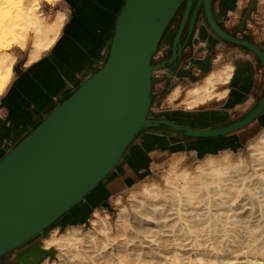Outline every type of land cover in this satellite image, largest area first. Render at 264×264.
Masks as SVG:
<instances>
[{
	"label": "water",
	"instance_id": "1",
	"mask_svg": "<svg viewBox=\"0 0 264 264\" xmlns=\"http://www.w3.org/2000/svg\"><path fill=\"white\" fill-rule=\"evenodd\" d=\"M77 1L64 0L59 6L72 18L83 13L84 7ZM184 1H187L184 19L175 47L196 1L189 35L194 18L203 7L212 29L223 38L253 50L264 68L260 46L236 38L219 26L213 0H124L116 14L104 65L0 157V264H39L47 256L55 255L54 249H45L40 242L46 233L56 226L66 227L79 215L109 206L110 200L84 210L82 203L111 176L141 132L165 125L186 136L216 137L238 131L262 113L264 94L240 118L216 127H192L151 116L153 70L165 65H153L152 57ZM66 28L67 24L63 30ZM176 56L177 52L169 62ZM258 126H253L243 141ZM261 126L264 128V124ZM237 146L189 156L202 158ZM178 154L163 156L156 164ZM143 179L144 175L122 193ZM77 206L80 208L71 214L70 220H61Z\"/></svg>",
	"mask_w": 264,
	"mask_h": 264
},
{
	"label": "crops",
	"instance_id": "2",
	"mask_svg": "<svg viewBox=\"0 0 264 264\" xmlns=\"http://www.w3.org/2000/svg\"><path fill=\"white\" fill-rule=\"evenodd\" d=\"M124 0H92L83 13L64 18L54 40L31 59L33 46L20 50L11 80L0 94V157L18 144L59 103L91 74L104 65ZM246 0H213L214 15L228 29L235 28ZM67 24L64 31L63 28ZM64 25V26H63ZM63 27V28H62ZM173 32L161 48L171 56ZM264 39V38H263ZM257 44L264 51V43ZM29 46V45H28ZM230 66L226 81L219 82L216 95L205 102L188 105L187 91L213 72ZM155 78L151 116L184 125L209 128L228 124L253 108L264 94V68L250 49L216 36L200 20L184 47L172 75ZM178 90L173 97L172 93ZM174 104H168L170 102ZM264 124V110L252 123L230 134L192 137L165 127L141 132L111 176L83 201L84 210L106 204L134 184L143 171L174 153L201 155L241 144L253 126Z\"/></svg>",
	"mask_w": 264,
	"mask_h": 264
},
{
	"label": "bare ground",
	"instance_id": "3",
	"mask_svg": "<svg viewBox=\"0 0 264 264\" xmlns=\"http://www.w3.org/2000/svg\"><path fill=\"white\" fill-rule=\"evenodd\" d=\"M37 8L36 0H0V94L15 60L1 49L16 41L17 19L34 27L31 59L59 32L64 13L46 23ZM230 71L227 65L190 88L187 104L219 96L215 87ZM245 152L246 157H209L193 169H176L175 162L166 186L152 183L130 195L114 235L111 219L95 214L92 229L72 226L59 234L55 227L43 247L58 250L59 263L53 264H264V133ZM51 263L46 258L40 264Z\"/></svg>",
	"mask_w": 264,
	"mask_h": 264
},
{
	"label": "rangeland",
	"instance_id": "4",
	"mask_svg": "<svg viewBox=\"0 0 264 264\" xmlns=\"http://www.w3.org/2000/svg\"><path fill=\"white\" fill-rule=\"evenodd\" d=\"M63 1L64 0H36L39 17L43 18V20L46 23H48L55 17V15L59 12V9H60L66 13V18H67V16H68L67 12L59 6V3L63 2ZM69 1L73 2L75 0H69ZM88 1L90 2V0H78L77 2L79 3L80 7L82 6L85 8ZM262 6H263L262 12L264 13V0H262ZM15 27H16V30H15L16 34L15 35L17 36L16 41L12 42L10 47L1 49L2 54L8 53V54L14 56L15 60H14L13 65H12L13 71H14V65L16 63V60H17V58H19V52L18 51L24 50L30 46H33L34 45L33 40H34V34H35L34 27L25 18L19 17L17 19V23L15 24ZM263 27H264V23H263ZM44 48L45 47H43V49ZM12 75H13V73H12ZM2 76H6V74L3 73ZM2 80L3 79H0V84H2ZM10 80H11V78H10ZM217 86H216V88H217ZM168 104H174V102L172 101ZM260 133H264V128L261 125L254 128L250 133V137L248 139L244 140L243 144L238 145L237 148H235L234 150H222V151L217 152L215 154L206 155L202 158H195V159L189 155L187 156V155H183V154H178L176 156H170L168 158H164L160 164H156L154 167L147 168L145 171H143L144 179L141 180L133 188H130L126 193H124V194L121 193V194L115 196L112 200H110V202H108L109 206L101 207V208L97 209L96 211L90 213L89 215H79V216L71 219V217H70L71 214H75V212H77V210L80 208V206L74 207L72 212L67 213L63 218H61V220H66V219L70 220L71 219L70 224L64 228L56 226L57 233H59V234H60V232L63 233L68 228H70L72 226L80 227L84 231L92 229V219H93L95 214H99V215L105 216V217L108 216L111 219L113 224H112V229L110 230V234L114 235V233L116 232L115 221L118 217V213H119L121 207L125 205L127 208H130V202H129L130 195L133 194L134 192L141 191L144 185H151L152 183H156L162 187L166 186L165 177L169 174H173L174 169H175L174 168L175 166H173V163H175V162L177 163L176 169L177 168L182 169V168H186V167L188 169H193L198 164L202 163L205 159H207L209 157H212L215 159L220 158V157H224V156H227L230 158H238L239 156L246 157L245 151L248 150L249 146L256 141V137ZM54 229H55V227L52 230H50L48 233H46V236H44L40 239V242L42 245H43V241H44L45 237L50 235L54 231ZM50 249L55 250V255L54 256H47L46 258H48V261L50 263L52 262L51 264H53L54 262L59 263V260L57 258L58 250L54 246L50 247ZM46 258H44V259H46Z\"/></svg>",
	"mask_w": 264,
	"mask_h": 264
},
{
	"label": "flooded vegetation",
	"instance_id": "5",
	"mask_svg": "<svg viewBox=\"0 0 264 264\" xmlns=\"http://www.w3.org/2000/svg\"><path fill=\"white\" fill-rule=\"evenodd\" d=\"M186 3H187V1H184L182 3V5L178 8L176 14L171 19L169 25L167 26V28L164 31V34L161 38V41L159 43L158 48L152 57V64L153 65H160L163 63L165 64L164 66H161V67L153 70V79H155V78L163 79L165 75H164V73H162V70H164L165 68H170L167 77L173 74L174 69L177 65V62L182 57L183 49L185 46H187L188 42L190 41V38H191V36H192L196 26H197V23L200 20H205V22L208 24V27L212 30V32L216 36L221 38L222 40L229 42L231 44L244 46V45H240V44L231 42V41L223 38L222 36H220L216 31H214L211 27V24L209 23V20L206 18L203 7L200 9V11L197 13L196 17L194 18V22H193V25L191 28V35H189L190 26L192 24V15H193V11H194L195 5H196V1H194L191 12H190V14L186 20V23L182 29L180 41L177 43V45H176L177 47H175L176 36H177L178 32L180 31L181 24H182L183 19H184ZM212 4H213V2H212ZM262 7H263L262 6V0H246V2L244 4V9H243V13L241 15V18H240L239 22L234 25L235 28H232V29L226 28L225 26L220 24L217 19H216V21L219 24V26L223 30H225L228 34H230L236 38L242 39V40L251 41V42L255 43L256 45H258L256 42L257 40L260 43H264V39H263L264 38V27H263L264 13L262 12ZM170 32H173L174 35H173L171 44L169 45V46H171V56L167 58V57H165L161 46H162L164 40L166 39V37L168 36V34ZM244 47H246V46H244ZM246 48H248V47H246ZM248 49H250V48H248ZM251 51L254 52L253 50H251ZM175 52H177L176 58L172 62H169V60H171L173 58ZM152 103H153V100H152ZM160 127L165 128L167 126L161 125Z\"/></svg>",
	"mask_w": 264,
	"mask_h": 264
}]
</instances>
